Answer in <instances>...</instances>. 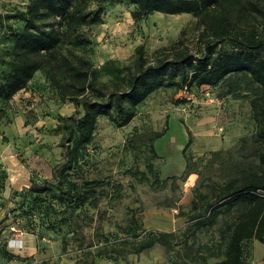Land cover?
I'll return each mask as SVG.
<instances>
[{"label":"rangeland","instance_id":"obj_1","mask_svg":"<svg viewBox=\"0 0 264 264\" xmlns=\"http://www.w3.org/2000/svg\"><path fill=\"white\" fill-rule=\"evenodd\" d=\"M30 1L0 0V14L24 11ZM75 8L96 14V21L64 22L58 29V20H49L44 26L63 32L60 53L100 84L120 82L125 68L133 69L140 46L150 61L155 52L179 40L198 55L211 39L189 14L151 13L135 22L133 6L125 0H78ZM230 15L239 26L255 28L264 37V0H238ZM4 24L15 31L23 27L14 20ZM11 46L6 27L0 28V59L11 57ZM5 69L0 62V75ZM56 75L61 86L70 83L62 71ZM221 93L209 86L160 89L137 106L125 126L99 117L92 142L65 173L78 186L99 182L98 195L73 208L44 195L38 201L28 191L32 182L51 181L55 167L56 172L61 169L64 132L55 127L69 116L82 115V108L62 96L44 71H36L2 105L0 264H222L228 229L242 208L222 203V191L235 178H264V164L247 100ZM142 174L146 181H141ZM155 178L167 180L165 186L157 189ZM48 187L58 193L54 183ZM142 231L141 239L167 235L168 245L155 243L132 253L129 246L141 240L136 235ZM13 241L21 246L12 247ZM99 250L106 256H98ZM242 261L264 264V242L244 241Z\"/></svg>","mask_w":264,"mask_h":264},{"label":"trees","instance_id":"obj_2","mask_svg":"<svg viewBox=\"0 0 264 264\" xmlns=\"http://www.w3.org/2000/svg\"><path fill=\"white\" fill-rule=\"evenodd\" d=\"M77 1L31 0L24 11L0 14V28L6 27L12 40L11 57L0 59L6 67L0 75V119L4 116L2 105L22 90L36 71H44L49 81L62 91V96L82 108L81 116H69L55 127V131L64 132L59 144L61 169L56 172L55 167L51 181L31 183L28 191L35 194V199L42 201L47 196L77 208L96 198L99 182L78 186L65 173L77 165L92 142L99 117H106L116 127L125 126L134 117L137 106L160 89L218 87L223 98L247 100L255 127L254 138L263 148L259 159L264 164V37L255 28L241 27L233 21L230 11L238 0H125L133 6L131 18L135 22L151 13L189 14L199 19L204 33L211 39L198 55L189 53L179 40L174 46L155 52L150 61L145 59L140 46L133 69L125 68L120 82L110 85L95 82L86 70L71 63L59 51L64 34L58 29L64 22L80 23L87 19L95 22L97 19L96 14H82L75 8ZM250 6L252 11L263 13L255 5ZM8 20L22 22V29L15 31L5 26ZM49 20H58V29L46 28L45 22ZM57 70L67 75L69 84L61 86ZM165 132L154 135L151 141L161 138ZM189 144L190 139L182 152ZM150 150L155 154L153 147ZM185 169H189L187 162ZM148 172L152 173V168ZM143 180L147 179L142 174ZM166 181L155 178L153 184L161 189ZM51 183L56 185L58 193L48 187ZM42 195L44 197H40ZM220 200L228 207L233 203L242 205L228 229L222 264H243L242 243L252 239L264 242V178H235L224 187ZM143 233L136 236L140 238ZM167 237L160 234L149 239L140 238L129 247L132 253L138 254L155 243L168 245ZM96 243L100 245L101 242ZM107 244L109 242L104 246ZM101 250L97 252L100 257L105 255Z\"/></svg>","mask_w":264,"mask_h":264},{"label":"built area","instance_id":"obj_3","mask_svg":"<svg viewBox=\"0 0 264 264\" xmlns=\"http://www.w3.org/2000/svg\"><path fill=\"white\" fill-rule=\"evenodd\" d=\"M11 243H12V247H20L21 246L20 242L13 241Z\"/></svg>","mask_w":264,"mask_h":264}]
</instances>
